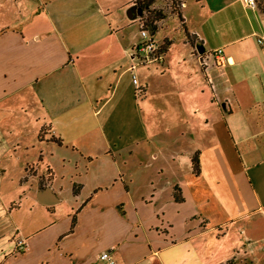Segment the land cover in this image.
Here are the masks:
<instances>
[{"label": "crops", "instance_id": "0c3cea01", "mask_svg": "<svg viewBox=\"0 0 264 264\" xmlns=\"http://www.w3.org/2000/svg\"><path fill=\"white\" fill-rule=\"evenodd\" d=\"M135 1L0 0V264H110L105 252L115 264H264V13L244 0H182L197 42L182 22L174 36L169 16L156 39L172 41L163 59L133 70ZM134 113H157L191 143V167L166 186L151 177L139 189L127 168L140 139L126 128L132 142H119L114 117ZM63 149L80 158L64 216L50 160ZM98 160L115 172L79 169Z\"/></svg>", "mask_w": 264, "mask_h": 264}, {"label": "rangeland", "instance_id": "374dc122", "mask_svg": "<svg viewBox=\"0 0 264 264\" xmlns=\"http://www.w3.org/2000/svg\"><path fill=\"white\" fill-rule=\"evenodd\" d=\"M156 2L157 3L154 4L153 8H155L156 11L161 10L168 17L170 16L167 25H169L170 30L171 32H173L174 36H181V34L175 33L174 30L178 22H181V20L177 14H174L173 6L177 5V7L179 6L180 8L182 0H156ZM261 2L263 3L264 0H259V3ZM135 5H137L136 2ZM146 15L147 13L145 14V16H140L141 21H139V18L137 19L138 23H136L135 27H133V31H138V33L140 32V22L146 23ZM160 30L161 28L159 22V30L156 31L154 35L155 40H162L163 34ZM182 30H184V28H182ZM127 82L128 84H131L132 79L128 78ZM160 117L161 116H157V113H155L153 116H149L147 115V113H134L132 114V116H128V118L119 117V119L117 118V116L114 117L115 124L121 129L120 131H118V133H121L122 135H124V137L122 139H118L119 134L114 133L111 138L115 140L118 139V141H122V143L133 141L135 153L133 155H130L128 152L124 157H127V168L133 175L134 183L139 189L147 190L148 184L151 183V181H149L151 177H155L156 183L160 186H166V178H171L173 174L176 173L177 168L184 169L189 168L192 165L189 157L193 151L191 148V143H189V141L181 140L178 130L176 132H168L166 130L167 127L160 120ZM146 121L153 122L151 132H149V130H146L145 128L144 124L146 123ZM126 128L132 129L131 135H134L135 133L136 137L140 139L139 145H137V142H135L134 140L131 141V139L129 138L130 134L125 131ZM153 153H155V156H153ZM78 156L79 155H76L75 151H73L72 149L60 150L59 152H56L53 157L50 155V160H53L57 163V168L60 172L59 182H62V184L64 185L63 193L60 195L64 199V203L62 205L63 216L67 214V210L70 208V206H72V204L76 206L75 198L72 193L73 185L71 177L75 172L78 171V169H75L76 161L80 160V158L77 160ZM176 156L179 157L180 160H176ZM104 157H106V155H104ZM146 163H149L150 165H146ZM86 165L89 166L90 171L95 173L101 172V174L105 176H110V174L114 173L116 167L113 161H111V163L109 164L107 160H98L96 164L91 166L90 164H88V162L86 163L84 161H81L79 169L81 171L84 170L83 173L86 172ZM158 169L164 170L161 178L156 177ZM62 177L64 178L63 180L61 179ZM88 178L93 179L95 177L93 174H90ZM84 180L87 181V178L85 177ZM167 194L168 192L162 190V198L166 199Z\"/></svg>", "mask_w": 264, "mask_h": 264}, {"label": "built area", "instance_id": "2783aa9c", "mask_svg": "<svg viewBox=\"0 0 264 264\" xmlns=\"http://www.w3.org/2000/svg\"><path fill=\"white\" fill-rule=\"evenodd\" d=\"M244 2L248 7L259 8V0H244ZM138 18L139 21H141L140 15ZM140 32L142 40L134 47L132 53L133 57L137 59V63L132 66L133 70H136L138 65L161 61L164 57L163 53L160 52L161 45L155 40L154 34L145 27L144 22H140ZM212 56L215 59L216 65L224 66L225 53L223 48L214 51ZM204 63L207 64L205 60ZM133 80L136 84L137 94L140 96L143 92V88L139 83L138 75L136 73L133 75ZM27 247L28 244L24 239L18 240L19 251H24ZM102 258L108 260L110 264H115L116 262L109 252H105L102 255Z\"/></svg>", "mask_w": 264, "mask_h": 264}, {"label": "trees", "instance_id": "16d2710c", "mask_svg": "<svg viewBox=\"0 0 264 264\" xmlns=\"http://www.w3.org/2000/svg\"><path fill=\"white\" fill-rule=\"evenodd\" d=\"M138 5V8L140 10V16H145L146 15V23H145V27L147 29H149L154 35L156 33V31L159 30V22L162 20H165L168 16L162 12L161 10L156 11L155 8H153L154 4L156 3V0H136L135 1ZM182 3L181 6L179 8V6L177 7V5L173 6V12L174 14H177L182 22L183 28L186 31V34L188 36V39L195 44L197 42V36L196 35H192L190 34V32L188 31L186 25H185V20L183 18V13H182ZM259 9L262 11V13H264V2L259 3ZM172 45V41H166L162 47L160 52H162L163 54H165L169 47ZM56 139V138H54ZM56 141L59 144H62V140L61 139H56ZM194 172L199 175L200 174V160H199V154H197L194 159ZM175 198L178 201H182V195L180 193V191H176L175 193Z\"/></svg>", "mask_w": 264, "mask_h": 264}, {"label": "water", "instance_id": "95a60500", "mask_svg": "<svg viewBox=\"0 0 264 264\" xmlns=\"http://www.w3.org/2000/svg\"><path fill=\"white\" fill-rule=\"evenodd\" d=\"M128 14H129L130 18H132V19L136 18L137 15H138V8H137V5H133V6L130 8ZM139 15H140V10H139ZM197 48H198V51H199L200 53H204V52L206 51L204 45H202V44H199V45L197 46ZM44 192H45V193H44ZM46 192H47V190H42V193L46 194ZM43 196H44V195H43ZM40 198H41V200L45 201L43 197H40Z\"/></svg>", "mask_w": 264, "mask_h": 264}]
</instances>
